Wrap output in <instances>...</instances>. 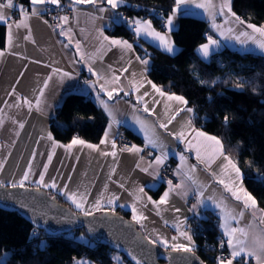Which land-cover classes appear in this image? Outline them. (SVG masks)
<instances>
[{
    "label": "crops",
    "instance_id": "1",
    "mask_svg": "<svg viewBox=\"0 0 264 264\" xmlns=\"http://www.w3.org/2000/svg\"><path fill=\"white\" fill-rule=\"evenodd\" d=\"M28 1V4H24L18 0H13L16 8L14 10L6 9L5 12L8 17L7 22L0 24L5 27L4 48L1 49L5 54L0 56V101H8L7 104L0 103V121L3 122L2 125H0V163L4 164L3 170H0V181L5 182L13 180L18 181L20 179L27 169L29 160H32L33 150L37 152V155L35 159L32 160L33 175L31 179H37V174L43 171V165L48 163L47 156L53 151V145L51 141H48L46 138L42 139V137H46L49 133L51 120L54 118L57 108L63 102L64 98L67 97L68 94L76 92L75 85L79 75L85 76L89 80V83L82 89V93H87L86 95L92 97L96 106L107 119L101 137V139H103L104 133L110 122V117L95 99L96 92L89 87L92 82L97 81V77L88 71L89 67L102 77L97 83V88H99V85H104L109 90L120 87L125 91L130 90V81L132 83H138L140 81L143 70V65L135 60V56L138 55L135 49L132 53H125L118 47H109L108 42L103 41V38L100 36L99 30L103 29L104 35L108 36L110 39H115L109 35L108 29L115 24L113 22V17L117 14L120 21L126 22L119 8L122 4L116 9L101 13L97 11V8L101 5L94 7L91 4H79L75 5V9H73L72 0H60V7L51 6L56 8L66 6L75 11L73 22L62 25L65 34L61 35V27L56 26L52 29L45 23L43 18L41 19L40 17L44 8L50 4L37 6L40 13L38 16L29 15L28 18L24 17L20 9L23 7V9L30 14V0ZM197 2H205V0H197ZM213 3L219 5L220 0H213ZM104 7L107 8L108 6L104 5ZM189 11L190 14L178 17L177 24L181 17H197L203 20L208 27L207 36L211 35L220 42V47L211 52L207 59H204L199 54L198 49L201 45L198 46L196 53L201 60L208 62L212 54L218 53L226 48L232 49L239 54H253L264 58V52L258 49L252 40L241 43L234 38L227 39L221 37L212 27L213 21L211 16L206 14L203 9L190 6ZM171 14L172 12L169 15ZM22 22L26 24L27 27H16L17 24H21ZM58 22V24H61L60 19ZM215 22L217 24H223L224 17L216 16ZM9 25L11 26L10 31L12 32L11 47H9L7 38ZM247 26L248 24L246 23L231 25L234 29L233 36L239 35L240 32H247L258 39H264V37H260L259 33H253L252 29ZM257 28H264V26ZM29 30L31 35L29 39L26 40L24 37L28 35ZM156 30L159 31L158 29ZM164 33L165 32H161V34ZM69 40H71V43H69ZM120 40L125 39L120 38ZM245 40L246 37H240V41ZM77 42H79V51L76 46ZM101 42H103V47L101 46ZM128 42L135 44L138 41L136 38L134 42ZM65 44H68V47H64ZM150 45L155 46L154 44ZM174 47L177 49L175 45ZM158 49L164 52L162 48ZM17 53L20 55H17ZM168 54L173 55L171 53ZM21 56L24 58H21ZM129 60H131V63H129ZM35 61H39L40 63H36ZM73 61H79V63H74ZM46 65H51V67H46ZM124 67L128 68V72L121 75L119 69ZM53 68H60L71 73L72 78H62L60 75L54 74ZM114 72L116 75L121 76L118 85L112 82ZM21 73H23L22 77L20 75ZM49 76H52V79L49 81L48 88L45 89V96L41 104L42 110L37 111L34 108L32 112H29L26 106H9L16 101L15 96L10 97L7 95L13 87L16 88L20 96L29 97L34 101L36 90L42 86L43 81ZM17 81H19V83H17ZM155 85L164 90L161 85ZM144 91L152 93L157 100L164 99L159 97L158 94H155L154 90L148 84H145L144 87L140 89L141 93ZM165 92L171 93L167 90ZM101 98L108 102L118 121L126 122L113 125L112 137L115 138L118 128H125L130 135L138 140L136 146L147 152L146 157L143 156L144 151L140 153H130L127 151L121 152L118 151V149L115 158L111 155H103V152H111L112 148L111 143L101 145V139L98 143L93 144L98 145L100 151H93L92 149L79 145L75 146L71 152L66 150L65 147H57L55 148V155L53 156L52 162L48 167V173L45 177L46 181L52 177H56L57 180L63 184L67 182V176L71 175V189L76 190L79 188L81 191L86 189L90 193L88 197L89 205L95 203L98 199L101 200L102 208L100 211H94V214L104 212L105 210H117L125 213L146 238L151 237L152 239H156L157 234H159L160 237L168 240L170 245L172 243L188 244V241L180 235V232L184 230L180 222L185 221V226L187 228L189 221L194 218L205 220L204 216L207 214L216 218L219 232L223 235L224 229L221 227V224L225 223V221L221 219L220 210L213 209V207L210 206V202L207 205L199 206L195 212L189 211V209L197 203V196L193 195L194 186L193 190L187 192V195H184L183 192L179 190L177 192H172L168 198V203L159 206V214H157V208L147 199V197H151L152 201H158L163 193L168 191L169 186L164 185L159 192L160 194L155 196L154 192L161 187V182H159V169L161 167L158 169V176L149 175L140 170L141 168L148 167L150 163H153L155 157L160 155V151L150 147L145 148L144 133L139 130V126L134 122V115L146 119L149 126L155 129L156 135L159 136L160 141L165 146V151L176 153V155L170 154L167 160L171 159L175 162L176 171L178 168H183L184 172H188L192 165L197 164L196 150L198 148L201 150V155L204 156L205 159L211 155L210 149H208L201 139L195 135V130H203L194 125V118L191 120V128L186 130L187 139L191 143L186 144L177 142L160 129L155 117H148L146 113H143V104L137 106L140 111L134 114L132 104L136 103V93H133L131 97H123V93H121L119 97L114 96L111 101L108 100L106 95H102ZM146 99L149 98L146 97ZM149 102L150 106H152L151 100ZM175 107H177L175 102H164L155 105L156 111L162 120L168 119L169 117L166 113H170ZM187 107L190 106L187 105ZM192 115L193 114L190 113H181L180 116H177L173 124L169 126L170 129L174 132L181 131L185 127L189 116ZM19 123L24 124L22 129L19 128ZM17 133H19V135H17ZM186 147L189 149L187 152H185ZM149 152H151L152 155H148ZM180 153H183L186 157V161L183 164L179 159ZM225 154L238 166L236 159L230 157L226 152ZM141 157H143V159H141ZM222 163V157L216 158L215 163L211 165V171H208L204 164H199L194 174V179H196L200 185H204L208 188V193L206 194H212L214 191L217 198L224 199L228 207L234 209L238 213L244 210L242 200L236 201L232 198L230 193L224 191L222 185L216 183V179L212 175V172H221ZM138 164L140 166L139 168L137 167ZM113 168H115L114 173L112 172ZM150 171H152V169H150ZM110 175L112 177L111 180H109ZM121 183H123V187L120 186ZM180 183L181 177L175 174L173 184ZM186 183L191 184V181H186ZM26 186L36 188V186L31 183H27ZM242 186L245 189L244 184ZM141 187H144V191L147 194L146 196L139 192ZM44 190L64 201L70 208L82 213L76 209L70 201L66 200L64 196L49 189ZM240 195L243 196V193H240ZM114 196L118 197V199L112 204L107 203V201ZM133 205L136 206L137 212L147 217V219L137 223L133 219ZM175 209H180V211L177 212ZM262 220H264V211L257 207L255 210H244V216L239 218L238 225L230 218L228 223L230 227H241L246 229L249 233V239H251L253 235L264 232V223H262ZM173 237H176L175 241L172 240ZM224 238L225 240L227 239L226 237ZM73 239L84 245L89 243V241L87 243V240L83 239L82 235H75ZM192 239L195 244L193 236ZM155 245L161 249L173 251L171 246L166 248L159 243ZM77 261L78 260L75 261V264H77ZM79 261L84 260L80 259ZM117 261L120 262L119 258ZM85 262H87V264H92L87 260ZM252 262V264H256L255 260H252Z\"/></svg>",
    "mask_w": 264,
    "mask_h": 264
},
{
    "label": "trees",
    "instance_id": "2",
    "mask_svg": "<svg viewBox=\"0 0 264 264\" xmlns=\"http://www.w3.org/2000/svg\"><path fill=\"white\" fill-rule=\"evenodd\" d=\"M18 1L29 3L28 0ZM121 4L120 12L126 14V22L113 24L110 31L108 29L109 35L134 42L135 34L130 31L128 19H151L153 26L161 31V17L166 19L171 13L175 0H123ZM232 11L248 25L264 26V0H232ZM177 25L178 30L171 33L178 49L176 55L163 52L144 40L134 44L135 52L149 59V80L161 85L165 91L183 96L188 100V106L196 108L194 125L221 139L225 152L236 159L242 170L245 189L255 197L257 207L264 211V183L257 180L264 177V58L226 48L212 54L206 62L196 53L197 47L207 41L205 22L185 16ZM4 41L5 27L0 25V50L4 48ZM225 116L228 117L227 127ZM51 121L49 132L55 142L62 144H69L73 137L96 144L107 123L92 97L81 90L64 98ZM125 131L138 144V140ZM163 186L161 184L154 192L155 196L160 194ZM120 214L129 218L125 213ZM201 222L204 230L202 235L194 236V254L204 264H213L210 245L216 244V234L208 218ZM32 228L19 214L0 210V256L9 254L7 264H75L79 259L92 264H113L114 252L94 245L82 230L52 236L41 232L48 247L39 249L38 240L31 237ZM75 235H83L89 243L84 245L75 241ZM119 257L122 264H129L123 256Z\"/></svg>",
    "mask_w": 264,
    "mask_h": 264
},
{
    "label": "snow or ice",
    "instance_id": "3",
    "mask_svg": "<svg viewBox=\"0 0 264 264\" xmlns=\"http://www.w3.org/2000/svg\"><path fill=\"white\" fill-rule=\"evenodd\" d=\"M123 0H72L73 9H75V5L79 4H91L94 7L97 5H103L106 4L108 7L105 8L104 6H100L97 8L98 12H105L110 11L112 9L118 8ZM50 4L54 5L56 7H60V0H30V6H31V12L30 14L21 7L20 11L24 15L25 18H28L29 15L31 16H38L39 10L37 6L39 5H45ZM190 6H194L197 9H203L204 12L211 16L212 18V27L213 29L221 36L225 37L227 39H235L241 43L247 42V40H252L253 43H255L256 47L260 49L262 52H264V39H258L254 37L253 35L247 33V32H240L239 35L233 36L234 29L231 27L233 24H243L244 21L240 19L239 16H237L232 11V0H220L219 5L214 4L213 0H205V2H197V0H175V7L171 9L172 14L168 15L166 19L161 17L163 20V27L167 28V32L164 34H161V32L157 31L156 28L153 27V22L151 19H134L128 21V25L130 28V31H132L137 41L144 40L147 43L154 44L158 48H162L165 52L171 53L173 55H176L178 52V49H176L171 41V33L173 31L178 30L177 20L178 17L181 15H188L190 14L189 8ZM16 8V5L14 4L13 0H0V24L7 22V14L5 12L6 9H12L14 10ZM153 16H156V13H152ZM216 16H222L224 17L223 24H217L215 22ZM61 24H58L57 27H61V35H64L63 31V24L68 23L69 17L64 16L60 18ZM113 22L116 24L121 23L120 19L118 18V14L113 17ZM47 23V21H45ZM27 27L26 24H17L16 27ZM227 26V27H226ZM247 27L252 29L253 33H259L260 37H264V28H257L253 25H248ZM11 26L9 25V31L7 33L8 38V44L9 47L12 46V32L10 31ZM100 36L103 38V41H107L109 47H118L121 50H123L125 53H132L134 52V44L129 43L127 40H120V39H110L108 36L104 35V30L100 29ZM31 33L29 30L28 35L24 37V39H29ZM244 36L246 37L245 41H240V37ZM34 42V41H33ZM69 43H71V40H69ZM77 50L79 51V42H77ZM101 46L103 47V42H101ZM64 47H68V44H65ZM220 47V42L217 39H214L213 36L208 35L207 36V42L203 45H201L198 49L199 54L204 58L207 59L211 52L215 51ZM146 53V50H145ZM5 52L3 50H0V56H3ZM17 55H20L17 53ZM147 55V53H146ZM21 58H24L21 56ZM135 60L138 61L141 65H143V70L140 76V81L138 83H132L130 81V90L125 91L123 88L115 87L109 90L104 85H99V88H97V83L102 77L99 75V73H96L93 71L91 67H89L88 71L92 73V75L97 77V81L92 82V84L89 85L93 89V91L96 92L95 99L99 102V105L104 109L105 112L108 113V116L110 117V122L108 124V128L104 133V138L101 139L100 144L101 145H107L111 143V152H103V155H111L112 157H116L117 154V145L115 139L112 137V127L115 124L119 123H126L125 121H118L116 119V116L114 114L113 109L110 107L108 102H106L104 99L101 98L102 95H106L108 97V100H113L114 96L119 97L121 93H123V97H131L133 93H136V103L132 104L133 112L134 114L140 109L137 107L140 104H143V113H146L148 117H155L156 122H158V126L160 129H162L164 132H166L168 135H170L174 140L177 142H182L186 144H190L191 142L187 139L186 130L191 128V120L194 117V110L190 107H187L188 100H186L183 96L177 95L175 93H167L163 89L157 87L151 80L147 79L146 73L149 71V64L150 61L147 58H142L139 55L135 56ZM36 63H40L39 61H35ZM74 63H79V61H73ZM129 63H131V60H129ZM46 67H51V65H46ZM119 72L121 75L123 73L128 72V68L124 67L122 69H119ZM53 73L60 75L62 78H72V74L64 71L60 68H53ZM21 77L23 76V73L20 74ZM52 79V76H49L47 79L43 81V84L40 88L36 90L35 99H30L26 96H20L17 93V90L15 87L12 88L10 92L7 93L8 96H15L16 101L14 104L9 106H15V107H27L29 112H32L33 109L40 111L41 104L43 103V98L45 96V89L49 86V81ZM121 79L120 75H116L115 72L113 74V83L119 84ZM19 83V81H17ZM145 84H148L151 86V88L154 90L155 94H158L159 97L164 98L162 100H157L152 93H149L148 91H144L143 93L140 92V89L144 87ZM239 87V85H238ZM83 92V90H81ZM87 94V93H84ZM149 98V99H146ZM122 98V97H121ZM151 105L150 106V101ZM164 102H175L177 107H175L170 113H166L168 115V119L162 120L159 117V114L156 111L155 105H159L160 103ZM0 103L7 104L8 101H0ZM168 106V105H166ZM181 113H190L193 114L192 116H189L188 121L185 125V127L178 132H174L170 129V125L173 124V122L176 120L177 116H180ZM134 122L139 126V130L144 133V140H145V148H152V149H158L160 151V155L155 157V160L153 163H150L148 167L141 168L140 170L143 172L148 173L149 175H156L158 176V169L165 164L167 159L169 158V155H176V153H170L168 151H165V146L160 141L159 136L156 135L155 129L149 126L146 119H142L139 116L134 115ZM2 121H0V125H2ZM224 125L227 127L228 125V117H224ZM19 128H23L24 124L19 123ZM19 135V133H17ZM196 137L200 138L201 141L210 149L211 155L208 156L207 159H205L204 156L201 155V150L198 148L196 150V160L197 164L192 165L188 172H184L183 168H178L176 171V175L181 177V183L180 184H173V181L171 179L168 180V191H165L163 195L160 197L158 201H152L151 197H147V199L153 204L154 207L157 208V214H159V206L160 205H166L168 203V198L172 192L182 191L184 195H187V192L190 190L194 191L193 195L197 196V203L192 206L189 211L195 212L196 209L199 206L207 205L210 202V206L213 207V209H219L221 213V219L225 221V223L221 224V227L224 229L223 235L227 239H222L220 241V247L223 249L225 247V244L227 245V248L230 250V253L228 256H218L216 258L217 264H251L252 260H255L256 264H264V232L255 234L249 239V233L246 229L241 227H230L228 220L229 218L236 222V224H239V218H242L244 216V210L247 209H253L255 210L257 208V200L255 197L249 193L246 189L243 188V180L244 177L241 173L240 168L225 154L224 152V145L217 136L214 135H208L203 131L195 130ZM46 138L48 141L52 142L53 145V151L48 154L47 160L48 163L43 165V171L39 172L37 179H31V176L33 175L32 172V160L35 159L37 152L33 150L32 153V160H29L27 169L24 171L23 175L20 177L18 181H0V189L4 188H26L27 183H31L36 186L37 191L41 189H49L53 192H56L66 198V200L70 201L72 205L75 206L76 209H78L80 212H82L85 216H91L94 214V211H100L102 208L101 200H96L95 203L89 205L88 197L90 193L85 189L81 191L79 188L76 190H72L70 187L72 177L71 175L67 176V182H64L61 184L56 177H52L49 180L46 181L45 177L48 173V167L49 164H51L53 156L55 155V148L57 147H65L66 150L71 152V150L75 146H82L89 149H92L93 151H100L98 145H93L90 143H86L83 139H80L79 137H73L71 142L68 145H61L57 142H55L54 137L51 132L47 134L46 137H42V139ZM39 143V141H38ZM118 151H127L130 153H140L144 151V149L137 147L136 145L132 146H125L123 148H119ZM189 151V149L186 147L185 152ZM148 155H152L151 152L148 153ZM223 158V163L221 164V172L215 173L212 172V175L216 179V183L223 186L224 191L227 193H230L231 197L234 198L236 201L243 202L244 210L239 211L238 213L234 209H230L228 205L225 203L224 199L217 198L214 194V191L212 194H206L208 193V188L204 185H200L196 179H194V174L197 171V168L199 164H204L206 169L208 171H211V165L215 163L216 158ZM143 159V157H141ZM179 159L182 162V164L186 161V157L183 153L179 154ZM139 168V164L137 165ZM4 164L0 163V170H3ZM152 169V171H150ZM112 172H115V168L112 169ZM111 175L109 176V180H111ZM258 182L264 183V177H258ZM186 181H191V184L186 183ZM121 187H123V183L120 184ZM147 187V186H146ZM139 192L147 195L144 191V187H141L139 189ZM240 193H243V196L240 195ZM118 197H113L112 199L108 200L107 203L112 204L117 200ZM5 205H0V207H4ZM146 206V205H145ZM32 206L21 203L20 206L17 208V214H20L22 209H28ZM133 211V219L139 223L141 220L147 219V217L143 216L142 214L137 212V208L135 205L132 206ZM175 211L179 212L180 209H175ZM35 210L33 209V215H28V213L25 211L24 216L27 218V220L30 223H36L37 227H39L38 221L35 219ZM167 223V221H166ZM262 223H264V220H262ZM181 227L184 228L183 231L180 232V235L183 236L187 241L188 244H175L172 243L170 245L168 240L163 239L162 237L157 234L156 239H152L151 237H147L149 243L151 244H162L166 248L171 246L172 249L183 251L185 253H194L195 251V244L192 239V235L189 234L190 229H187L185 226V221L180 222ZM38 233L36 229H33L31 232V237H37ZM173 241L176 240V237L172 238ZM39 249H45L48 247V241L43 240L40 241L37 245ZM8 253L6 252L3 256H0V264H7V257ZM133 259L136 260V264H141L140 260H138L135 256H133ZM77 264H87L85 261H77Z\"/></svg>",
    "mask_w": 264,
    "mask_h": 264
},
{
    "label": "water",
    "instance_id": "4",
    "mask_svg": "<svg viewBox=\"0 0 264 264\" xmlns=\"http://www.w3.org/2000/svg\"><path fill=\"white\" fill-rule=\"evenodd\" d=\"M21 203L30 205L22 209L20 216L25 218V211L33 215L39 223H30L37 231L47 235H63L73 230H82L94 245H101L119 254L129 262L136 264L135 256L141 264H204L194 253L161 249L148 242L140 229L119 211L105 210L91 216H85L68 205L60 203L57 198L44 189L35 187L0 189V210L17 213Z\"/></svg>",
    "mask_w": 264,
    "mask_h": 264
},
{
    "label": "built area",
    "instance_id": "5",
    "mask_svg": "<svg viewBox=\"0 0 264 264\" xmlns=\"http://www.w3.org/2000/svg\"><path fill=\"white\" fill-rule=\"evenodd\" d=\"M74 13L75 11L72 8L69 7H61V8H56L54 6L51 5H47L44 8L43 13L40 15L41 19L43 18L44 21H47V24L49 25L50 28L54 29L57 25H58V20L61 17L67 16L69 17L68 22H73V18H74ZM122 15L124 17H126V14L124 12H122ZM133 20V19H128V21ZM163 23L159 26V29H161V31H166L167 28L162 26ZM110 31V29H109ZM89 83V80L82 75L78 76V79L76 81V90H82L84 89V87ZM192 109L194 110V114L196 112V108L192 107ZM115 141H116V145H117V149L119 148H123L125 146H132V145H137L136 142H134L133 140H131L129 138V136L126 134L125 129L123 128H118L117 130V134L115 136ZM125 152V151H124ZM147 152L144 151L143 152V156L146 157ZM175 173H176V164L173 160L169 159L165 162V164L163 166H161V168L159 169V182H161L162 185H168V180L171 179L174 183V177H175ZM205 218H208L209 220V224H211V226L213 227V231H215L216 234V244L214 246H211V249L213 251L212 257H213V264H217V260L216 258L218 256L224 255V256H228L230 253V250L227 248V245L225 244V247L222 249L220 247V241L222 239L225 240V238L223 237V235L219 232L218 229V224H217V220L216 218H214L212 215H205ZM187 229H190L189 234L194 236H198V235H202L203 230H204V224H202L200 219L194 218L191 221L188 222L187 224ZM34 228H32L33 230ZM37 233H39V231H37ZM42 241L46 240V238L44 236H42ZM109 256V255H108ZM113 261V260H112ZM253 262H251L252 264ZM113 264H121V263H117L115 261H113Z\"/></svg>",
    "mask_w": 264,
    "mask_h": 264
},
{
    "label": "rangeland",
    "instance_id": "6",
    "mask_svg": "<svg viewBox=\"0 0 264 264\" xmlns=\"http://www.w3.org/2000/svg\"><path fill=\"white\" fill-rule=\"evenodd\" d=\"M165 32H167V31H165ZM69 236H71V235H69ZM82 237H83L84 240H87V243H88L89 240H88L86 237H84L83 235H82ZM118 258H120V257H119L118 255L115 254V255H114V258H113V261L119 263V261H117Z\"/></svg>",
    "mask_w": 264,
    "mask_h": 264
},
{
    "label": "bare ground",
    "instance_id": "7",
    "mask_svg": "<svg viewBox=\"0 0 264 264\" xmlns=\"http://www.w3.org/2000/svg\"><path fill=\"white\" fill-rule=\"evenodd\" d=\"M41 232H43V231H41ZM41 232H40V233H41ZM40 233H38V235H37V237H36V239L38 240V242L42 241L41 238H42L43 235H42V233H41V234H40ZM44 234H46V233L44 232ZM106 257H107V256H106Z\"/></svg>",
    "mask_w": 264,
    "mask_h": 264
}]
</instances>
